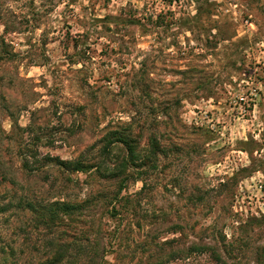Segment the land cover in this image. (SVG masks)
<instances>
[{
  "label": "rangeland",
  "instance_id": "obj_1",
  "mask_svg": "<svg viewBox=\"0 0 264 264\" xmlns=\"http://www.w3.org/2000/svg\"><path fill=\"white\" fill-rule=\"evenodd\" d=\"M218 257L264 264V0H0V264Z\"/></svg>",
  "mask_w": 264,
  "mask_h": 264
},
{
  "label": "trees",
  "instance_id": "obj_2",
  "mask_svg": "<svg viewBox=\"0 0 264 264\" xmlns=\"http://www.w3.org/2000/svg\"><path fill=\"white\" fill-rule=\"evenodd\" d=\"M115 142H119L120 144H122L123 146H124V152H125V156L126 157H128V155H129V159H131L132 158V155H133V149H132V147H131V145H130V141L129 140H125V139H115V141H112V143H115ZM127 158V159H128ZM124 160H126V159H124ZM57 165L59 166V167H61V168H64V169H66V170H70L71 172H87V170H90V169H92L93 168V166L94 167H96L97 168V171H96V173H100L102 170V166H100V163H96V165H91V164H83L82 162H80L79 160H72V161H57ZM122 168L124 169V172H125V170H126V165L125 166H122ZM104 172H108L109 173V175H110V177L112 176V175H114L115 174V172H116V170H111V169H105V171ZM122 175H123V179L125 178V177H128V175H125V173H122ZM112 178H114V177H112ZM120 192L118 191L117 193H116V195L114 196V198L112 197L111 198V201H114V200H118L117 199V196H118V194H119ZM122 201H125V200H127V199H121ZM121 201V202H122ZM52 206H54V207H59V206H61L59 203H52ZM65 209H72V208H74L73 206H63ZM72 207V208H71ZM113 210L115 211V208L113 207ZM57 217V215L55 216V218ZM218 260L220 261V263L221 264H225V262H224V260L222 259V258H220V257H218Z\"/></svg>",
  "mask_w": 264,
  "mask_h": 264
}]
</instances>
